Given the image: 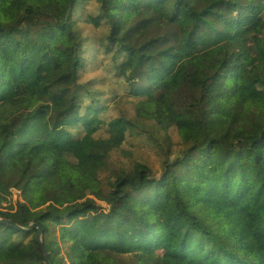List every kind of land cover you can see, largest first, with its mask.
Listing matches in <instances>:
<instances>
[{
	"label": "trees",
	"instance_id": "trees-1",
	"mask_svg": "<svg viewBox=\"0 0 264 264\" xmlns=\"http://www.w3.org/2000/svg\"><path fill=\"white\" fill-rule=\"evenodd\" d=\"M0 189V264H264V0H0Z\"/></svg>",
	"mask_w": 264,
	"mask_h": 264
},
{
	"label": "rangeland",
	"instance_id": "rangeland-1",
	"mask_svg": "<svg viewBox=\"0 0 264 264\" xmlns=\"http://www.w3.org/2000/svg\"><path fill=\"white\" fill-rule=\"evenodd\" d=\"M241 3H247L250 0H238ZM5 45V49H7L9 52H13V47L10 44L7 43H2L1 46ZM56 51H57V64H56V69L58 72H63L68 68V58H69V51H68V43L65 39H61L59 38V40L56 42ZM33 91H30V94H32ZM176 150H179L178 152L180 153L182 150L180 148H176ZM218 158H216L215 160V165L212 168H217L218 169ZM221 170V169H220ZM222 171V170H221ZM2 175L5 179H8L11 175V169L8 168L6 166V164L4 163L2 165ZM209 174L207 173V169L205 168H194V172H193V181L198 183V187L196 188L195 192H194V199L201 197L203 194V190L205 189H209V187H211V185L213 184L212 178L209 179L208 183L203 182V187H201V183L203 180H205V177H208ZM236 179V178H234ZM221 180L222 182H225L228 180V178L226 177V175H222L221 176ZM71 186H72V181L70 183L69 180H66L63 186V189L65 191H69L71 190ZM1 190V189H0ZM1 193V192H0ZM14 204L13 201L9 200V202H5L4 204H2L0 206V210L4 211V212H11L10 206H13L15 208L16 205H11Z\"/></svg>",
	"mask_w": 264,
	"mask_h": 264
},
{
	"label": "water",
	"instance_id": "water-1",
	"mask_svg": "<svg viewBox=\"0 0 264 264\" xmlns=\"http://www.w3.org/2000/svg\"><path fill=\"white\" fill-rule=\"evenodd\" d=\"M0 223L11 224L17 229H20V230H23V231H28V230L20 227L19 225H17L16 223H14L11 220L0 219ZM34 229H38V234L36 236V241H37V243L40 245V247L42 249V252H43V254L45 256V259H46V263L47 264H51L50 259H49L48 255H47V251H46L44 240H43V228L41 227L40 224L37 223V224H33L30 227L29 230H34Z\"/></svg>",
	"mask_w": 264,
	"mask_h": 264
}]
</instances>
